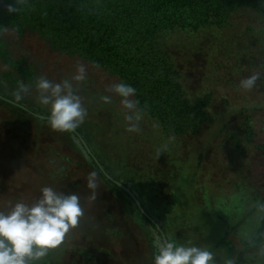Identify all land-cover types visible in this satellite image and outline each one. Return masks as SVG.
Listing matches in <instances>:
<instances>
[{
  "label": "rangeland",
  "instance_id": "obj_1",
  "mask_svg": "<svg viewBox=\"0 0 264 264\" xmlns=\"http://www.w3.org/2000/svg\"><path fill=\"white\" fill-rule=\"evenodd\" d=\"M7 6L0 2L1 10ZM4 41L11 57L34 71L35 82L23 85L31 91L21 92L17 100L22 86L3 76L9 67L0 60V97L48 118L43 112L50 106L39 102L37 78L70 81L87 110L79 126L89 136L87 144L113 177L132 188L167 238L206 248L217 264H264V152L257 148L264 146V13L243 8L223 29L176 30L161 36V45L182 74L186 95H213L209 111L214 123L195 134L166 135L146 114L141 131L129 133L121 98L107 90L120 83L118 77L55 50L30 31L19 37L7 29ZM79 65L85 68L83 81L72 79ZM255 73L260 74L256 86L240 89L239 82ZM106 95L111 103L100 99ZM248 126L254 132L252 142ZM75 133L54 131L48 120L26 115L0 98V211H10L17 202L34 203L46 186L74 193L84 217L49 252L48 264H71L83 245L92 244L97 251L110 243L117 264H148L158 254L160 237L135 202L93 167ZM165 144L158 158L156 150ZM93 172L99 187L97 199L90 201L87 177ZM120 230L125 233L121 239L109 234Z\"/></svg>",
  "mask_w": 264,
  "mask_h": 264
},
{
  "label": "trees",
  "instance_id": "obj_2",
  "mask_svg": "<svg viewBox=\"0 0 264 264\" xmlns=\"http://www.w3.org/2000/svg\"><path fill=\"white\" fill-rule=\"evenodd\" d=\"M0 2L9 5L14 0ZM243 8L264 13V0H28L19 13L9 14L0 9V60L9 67L3 76L13 84H34V71L13 59L4 41L7 29L15 31L19 37L30 31L55 50L83 59L118 77L120 83L133 86L139 108L157 120L166 135L195 134L203 126L214 123L209 111L213 95L208 93L195 99L186 95L182 74L170 52L161 45V36L176 30L223 29L229 25L231 15ZM43 114L49 116L50 111ZM76 131L85 140L89 137L80 127ZM247 131L248 141L252 142L251 126ZM257 148L264 152V146ZM87 155L98 173L129 197L109 181ZM94 155L100 160L95 152ZM122 183L134 192L126 182ZM136 209L161 239L156 226L137 206Z\"/></svg>",
  "mask_w": 264,
  "mask_h": 264
},
{
  "label": "clouds",
  "instance_id": "obj_3",
  "mask_svg": "<svg viewBox=\"0 0 264 264\" xmlns=\"http://www.w3.org/2000/svg\"><path fill=\"white\" fill-rule=\"evenodd\" d=\"M28 0H14L7 6L9 14L19 13ZM75 81L85 79V68L79 65ZM260 74H252L239 82V88L250 91L256 86ZM36 91L39 102L50 106L48 124L57 132H75L84 122L87 110L73 84L64 80L53 83L46 77L36 80ZM109 92L119 96L120 105L124 110L126 131L139 133L140 122L144 119V110L139 108V101L133 97L136 89L125 83L112 84ZM29 87L22 86L15 94L20 100L21 92L29 93ZM104 103H111V96L100 98ZM159 127L158 124L153 125ZM174 139V137H173ZM167 149V144L158 148L157 157ZM87 187L91 189L90 201L98 196L96 173L87 177ZM42 195L32 204L17 202L10 211H0V264H32L46 257L51 250L59 248L66 235L76 229L84 217V208L80 197L74 193L66 194L52 187H43ZM264 211V205H260ZM264 254V250L262 253ZM154 264H217L214 254L206 248L177 244L171 238L163 239L158 246V254L154 256ZM228 264H233L231 260Z\"/></svg>",
  "mask_w": 264,
  "mask_h": 264
},
{
  "label": "flooded vegetation",
  "instance_id": "obj_4",
  "mask_svg": "<svg viewBox=\"0 0 264 264\" xmlns=\"http://www.w3.org/2000/svg\"><path fill=\"white\" fill-rule=\"evenodd\" d=\"M150 216H151V214H150ZM152 219H154V218L152 217ZM164 232H165V230H164ZM109 234H111V236H112V234L115 235L116 238H118V239H121L122 236L125 235L123 230H120L118 232L111 231ZM165 234H166V232H165ZM126 235L128 237L127 233H126ZM166 238H167V234H166ZM161 240H163V239L161 238ZM90 245H92V244H85L82 247V250L79 251V257H77V260L71 259L70 263H72V264H109V263L117 260L115 258V254L113 253L112 248H108L109 245H112L111 243L108 244L107 246L105 244L99 245V247H97L98 248L97 251L95 250V248L91 247ZM96 246L97 245H95V247ZM123 246H125V245H123ZM45 260H46V263L48 264L49 255H47L46 257L41 259V261H45ZM131 260H132L131 261L132 263L136 262L133 259H131ZM148 264H154V259L152 261H149Z\"/></svg>",
  "mask_w": 264,
  "mask_h": 264
},
{
  "label": "water",
  "instance_id": "obj_5",
  "mask_svg": "<svg viewBox=\"0 0 264 264\" xmlns=\"http://www.w3.org/2000/svg\"><path fill=\"white\" fill-rule=\"evenodd\" d=\"M4 100H6L3 97H0ZM7 102H11L14 105H17L19 107H21L22 109L26 110L27 112L33 113L36 117L40 118V119H46L45 116L43 115H39L34 113L31 109L22 106V105H18L10 100H6ZM79 141L81 142L83 148L85 149V151L94 159V161L96 162L98 168L101 170V172L103 173V175L111 182H113L114 184H116L118 187H120L124 192H126V194H128V196L135 202L136 206L141 210V212L144 214L145 217H147L158 229V231L160 232L162 239H166V234L164 232V230L162 229V227L154 220L152 219V217L150 216L149 213L146 212V210L143 208L142 206V202L138 199V197L136 196V194L134 192L131 191L130 188H128L127 186H125L122 182H120L119 180L115 179L102 165V163L100 162V160L98 158H96V156L94 155L92 149L90 148V146L87 144L86 140L83 138V136L79 133H75L74 134Z\"/></svg>",
  "mask_w": 264,
  "mask_h": 264
},
{
  "label": "crops",
  "instance_id": "obj_6",
  "mask_svg": "<svg viewBox=\"0 0 264 264\" xmlns=\"http://www.w3.org/2000/svg\"><path fill=\"white\" fill-rule=\"evenodd\" d=\"M84 246V245H83ZM80 250H82V248H78V249H76L75 251H80ZM72 260H74L73 258H72ZM76 260H77V257H76ZM69 262H71V261H69ZM118 263V260H116V261H113V262H111V263H109V264H117ZM56 264V263H55ZM72 264V263H71Z\"/></svg>",
  "mask_w": 264,
  "mask_h": 264
}]
</instances>
